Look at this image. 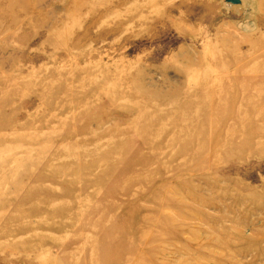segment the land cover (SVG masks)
<instances>
[{"label": "rangeland", "instance_id": "1", "mask_svg": "<svg viewBox=\"0 0 264 264\" xmlns=\"http://www.w3.org/2000/svg\"><path fill=\"white\" fill-rule=\"evenodd\" d=\"M0 0V264H264V0Z\"/></svg>", "mask_w": 264, "mask_h": 264}, {"label": "water", "instance_id": "2", "mask_svg": "<svg viewBox=\"0 0 264 264\" xmlns=\"http://www.w3.org/2000/svg\"><path fill=\"white\" fill-rule=\"evenodd\" d=\"M226 3H230L232 5H240L241 1L240 0H226Z\"/></svg>", "mask_w": 264, "mask_h": 264}]
</instances>
